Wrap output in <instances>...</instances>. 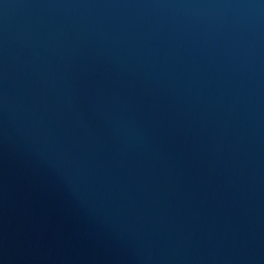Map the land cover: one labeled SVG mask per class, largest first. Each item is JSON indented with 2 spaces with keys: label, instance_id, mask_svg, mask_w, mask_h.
Returning a JSON list of instances; mask_svg holds the SVG:
<instances>
[{
  "label": "water",
  "instance_id": "1",
  "mask_svg": "<svg viewBox=\"0 0 264 264\" xmlns=\"http://www.w3.org/2000/svg\"><path fill=\"white\" fill-rule=\"evenodd\" d=\"M0 264H264V0H0Z\"/></svg>",
  "mask_w": 264,
  "mask_h": 264
}]
</instances>
